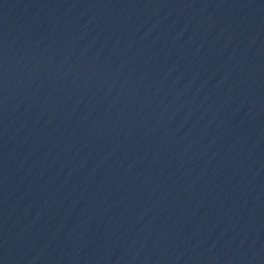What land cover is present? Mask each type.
Instances as JSON below:
<instances>
[{"label": "water", "instance_id": "water-1", "mask_svg": "<svg viewBox=\"0 0 264 264\" xmlns=\"http://www.w3.org/2000/svg\"><path fill=\"white\" fill-rule=\"evenodd\" d=\"M0 264H264V120L94 0H0Z\"/></svg>", "mask_w": 264, "mask_h": 264}]
</instances>
